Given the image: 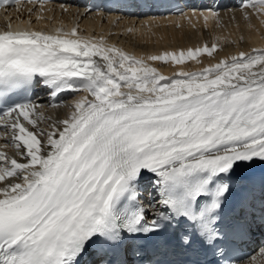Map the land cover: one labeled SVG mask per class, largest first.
Masks as SVG:
<instances>
[{
    "label": "snow or ice",
    "instance_id": "6c2138e0",
    "mask_svg": "<svg viewBox=\"0 0 264 264\" xmlns=\"http://www.w3.org/2000/svg\"><path fill=\"white\" fill-rule=\"evenodd\" d=\"M223 7L176 14L219 26ZM238 11L264 17V0ZM222 50L0 29V264H264L244 252L264 232V47Z\"/></svg>",
    "mask_w": 264,
    "mask_h": 264
},
{
    "label": "bare ground",
    "instance_id": "6f19581e",
    "mask_svg": "<svg viewBox=\"0 0 264 264\" xmlns=\"http://www.w3.org/2000/svg\"><path fill=\"white\" fill-rule=\"evenodd\" d=\"M219 2L220 0H217L216 3ZM240 3L241 0L222 2L221 4L226 7L220 9L223 17L220 25L217 26L213 22H209L207 27H205L202 20L193 19L189 21L178 15L147 21L140 20L139 22L136 21V18L141 17L138 15L124 20H116L114 15L105 18L98 14L86 12L88 7L80 5L74 0H64V3L56 2L42 8L39 6L31 16L28 12L31 7L25 6L22 13L34 22L30 26L32 30H39L38 27H50L53 33H56L57 30L63 33L77 27L79 33L85 38L95 37L98 39L103 36L109 43L115 44L138 57L165 49L191 47L205 43L211 44L212 42H217L223 47V50L219 52L220 56L223 57L227 54H234L239 50L264 47V17L253 15L250 22L245 21L238 11ZM61 5L64 7L61 8ZM193 8L195 7H191L185 12H190ZM14 13L15 11L8 14L0 12V22H10L9 18ZM39 16L44 18L39 19ZM128 28L134 29L133 34H127L126 29ZM241 37H243V42L240 40ZM156 66L166 76L173 72L171 66H161L159 63ZM198 67L200 66L194 64L192 70ZM80 95L87 94L82 91L63 93V102L70 103ZM48 101L49 98H45L42 103L46 104ZM67 111V108H49L46 110L45 115L51 116L53 119L64 118ZM0 143H3V141L0 140Z\"/></svg>",
    "mask_w": 264,
    "mask_h": 264
}]
</instances>
